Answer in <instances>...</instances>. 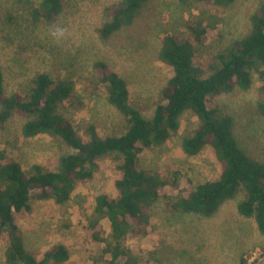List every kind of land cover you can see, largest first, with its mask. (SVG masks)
Wrapping results in <instances>:
<instances>
[{
    "label": "rangeland",
    "instance_id": "374dc122",
    "mask_svg": "<svg viewBox=\"0 0 264 264\" xmlns=\"http://www.w3.org/2000/svg\"><path fill=\"white\" fill-rule=\"evenodd\" d=\"M122 1L62 0V11L51 22H36L30 11L41 0H0V68L5 95L19 93L27 99L32 81L40 73L55 80L70 77L75 85L74 102L62 104L59 112L84 141L89 139L87 130L91 125L103 138L122 135L127 122L108 101L98 63H104L108 71L125 80L130 105L152 118L157 106L166 102L163 89L172 75L171 68L158 56L163 37H188L186 22L193 15L213 19L209 20L215 30L204 43L190 38L195 63L208 76L216 67L217 55L250 33L251 18L264 0H235L221 8L195 1L146 0L131 26L103 39L99 30L111 18L113 7ZM263 94L262 82L254 74L249 89L235 87L210 100V106L220 116L232 120L239 148L261 163L264 116L258 106ZM26 121L22 113L13 111L0 125V150L25 172L33 165L58 171L63 158L76 151L57 136L24 137L22 127ZM198 127L197 117L186 111L175 134L163 145L140 154L139 168L148 173L178 171L194 186L219 178L221 165L211 147L196 156L182 150L183 139ZM121 161L119 156L98 161L93 176L76 183L70 199L63 204L40 199L39 188H33L30 210L14 213L26 251L41 260L46 252L62 244L70 254L62 264H95L96 260L103 264L102 245L89 237L88 225L95 218L96 198L101 194L117 196L115 181L120 176ZM246 197L247 192L239 188L233 199L224 201L211 217L171 211L160 197L150 206L148 235L129 237L127 243L141 264H264V234L254 218L238 211ZM101 224L102 236L108 237L109 221L103 219ZM9 245V236L4 234L0 240V264H6Z\"/></svg>",
    "mask_w": 264,
    "mask_h": 264
},
{
    "label": "trees",
    "instance_id": "16d2710c",
    "mask_svg": "<svg viewBox=\"0 0 264 264\" xmlns=\"http://www.w3.org/2000/svg\"><path fill=\"white\" fill-rule=\"evenodd\" d=\"M146 0H123L113 7L111 18L99 30L107 39L124 27L131 26ZM182 3L200 2L215 7H225L235 0H179ZM62 0H41L31 8L34 21L51 22L62 11ZM210 19V18H209ZM193 15L186 22L188 37L184 34H166L159 50V60L171 68L163 96L165 104L157 106L152 118L145 117L129 103L127 83L117 73L108 71L104 63L101 82L108 101L125 117L127 130L119 136L101 137L93 125L88 127V141H84L73 125L59 112L64 103H73L75 85L70 77L53 79L47 73L36 75L29 96L19 93L6 96L4 75L0 68V125L13 111L22 113L27 121L22 127L26 138L50 135L62 138L76 151L63 158L58 171H46L33 165L25 172L15 160H8L0 150V240L4 234L10 239L6 251V264H62L70 254L65 245L54 246L37 260L23 243L14 213L30 210L33 188H39L38 197L54 200L56 204L68 201L76 183L90 179L98 168L97 162L110 157H121L119 178L115 181L117 196L101 194L96 198L95 218L89 222V237L102 245L103 264H141L139 257L127 243L129 237L148 235L151 224L150 206L163 197L167 207L174 212L211 217L222 203L233 199L239 188L247 197L238 205L239 213L254 218L264 234V163L243 152L232 129V120L220 116L210 106V100L231 92L235 87L247 90L257 74L264 91V1L252 18L249 34L235 41L217 55L213 72L204 71L195 63L194 44L204 43L215 30L210 19ZM264 116V94L258 106ZM191 111L199 127L182 141V150L189 156L199 155L211 147L221 165L219 178L197 186L180 172L148 173L138 166L139 156L146 149L163 145L180 126V118ZM107 219L110 234L103 237L101 221ZM95 264H98L97 260Z\"/></svg>",
    "mask_w": 264,
    "mask_h": 264
},
{
    "label": "built area",
    "instance_id": "2783aa9c",
    "mask_svg": "<svg viewBox=\"0 0 264 264\" xmlns=\"http://www.w3.org/2000/svg\"><path fill=\"white\" fill-rule=\"evenodd\" d=\"M252 260H254V258H252Z\"/></svg>",
    "mask_w": 264,
    "mask_h": 264
}]
</instances>
